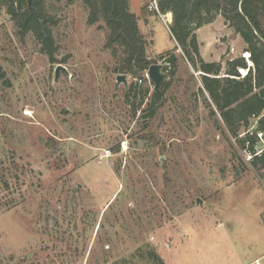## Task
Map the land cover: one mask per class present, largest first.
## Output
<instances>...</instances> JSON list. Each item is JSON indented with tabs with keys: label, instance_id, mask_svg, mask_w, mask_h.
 <instances>
[{
	"label": "rangeland",
	"instance_id": "rangeland-1",
	"mask_svg": "<svg viewBox=\"0 0 264 264\" xmlns=\"http://www.w3.org/2000/svg\"><path fill=\"white\" fill-rule=\"evenodd\" d=\"M155 5L131 0L130 10L148 58L164 65L173 16L154 15ZM48 7L59 19L57 64L0 12L11 83L0 92V264H264V179L211 117L182 50L176 76L163 69L170 88L150 117L154 84L146 73L117 83L104 24H87L83 0ZM195 33L223 74L229 61L248 63L221 15Z\"/></svg>",
	"mask_w": 264,
	"mask_h": 264
},
{
	"label": "trees",
	"instance_id": "trees-1",
	"mask_svg": "<svg viewBox=\"0 0 264 264\" xmlns=\"http://www.w3.org/2000/svg\"><path fill=\"white\" fill-rule=\"evenodd\" d=\"M48 1L0 0V12L5 10L14 22L21 41L33 35L40 52L51 64H57L59 46L54 29L59 25V19L49 13ZM83 5L89 26L104 24L99 29L106 33L105 49L118 59L117 75L142 78L150 66L157 64L147 56V41L139 29L140 18L130 10V0H83ZM151 13L173 16L170 31L176 48L160 56L165 70L169 71L170 77L176 76L179 59L175 52L181 49L185 60L201 73L199 92L208 96L205 102L211 117L216 118L224 132L236 140L242 152L252 155V167L263 180L264 150L258 154L260 140L257 134L264 136V0H157V10ZM217 15H221L226 25L240 36L250 56L251 67L244 58H238L227 63L223 74L220 63H207L202 59L195 31L211 24ZM241 70L247 71V75L244 76ZM10 87L7 73L0 66V92ZM169 88L170 83L165 82L163 92ZM133 91L132 86L128 96ZM153 98L150 117L157 111L155 102L163 100L155 93ZM252 120L256 121V126L250 133ZM149 255L158 259L154 253Z\"/></svg>",
	"mask_w": 264,
	"mask_h": 264
},
{
	"label": "water",
	"instance_id": "water-1",
	"mask_svg": "<svg viewBox=\"0 0 264 264\" xmlns=\"http://www.w3.org/2000/svg\"><path fill=\"white\" fill-rule=\"evenodd\" d=\"M31 2V0H29ZM164 65L162 64H153L150 66L148 73V78L151 80V82L154 84V92L157 96L164 98L165 93L163 92V87L167 79L166 73L163 72ZM63 70L66 71V69L62 66H58L56 70V77H58L59 72ZM117 83L118 84H124L125 86H128V79L126 75H118L117 76Z\"/></svg>",
	"mask_w": 264,
	"mask_h": 264
},
{
	"label": "built area",
	"instance_id": "built-area-1",
	"mask_svg": "<svg viewBox=\"0 0 264 264\" xmlns=\"http://www.w3.org/2000/svg\"><path fill=\"white\" fill-rule=\"evenodd\" d=\"M156 3V2H155ZM155 10H157V5H155V8H154ZM245 58L248 60V64L250 65L251 64V62L249 61V59H250V56H249V54L248 53H246L245 54ZM146 74H147V76H148V73L146 72ZM142 82V80L140 81V83ZM257 137H259L260 139H263V134L262 133H258L257 134ZM258 138V139H259ZM250 155V157H252V155L251 154H249ZM252 264H261V260H256L254 263H252Z\"/></svg>",
	"mask_w": 264,
	"mask_h": 264
},
{
	"label": "crops",
	"instance_id": "crops-1",
	"mask_svg": "<svg viewBox=\"0 0 264 264\" xmlns=\"http://www.w3.org/2000/svg\"><path fill=\"white\" fill-rule=\"evenodd\" d=\"M130 3H131V0H130ZM138 16V15H137ZM140 18V16H138ZM140 23H141V20H139V29L140 31H142V27L140 26ZM145 29L149 28V26H144ZM142 33V32H141ZM143 35H145L146 33H142ZM250 67L252 66V64L249 65Z\"/></svg>",
	"mask_w": 264,
	"mask_h": 264
},
{
	"label": "bare ground",
	"instance_id": "bare-ground-1",
	"mask_svg": "<svg viewBox=\"0 0 264 264\" xmlns=\"http://www.w3.org/2000/svg\"><path fill=\"white\" fill-rule=\"evenodd\" d=\"M167 17L170 18V14Z\"/></svg>",
	"mask_w": 264,
	"mask_h": 264
}]
</instances>
